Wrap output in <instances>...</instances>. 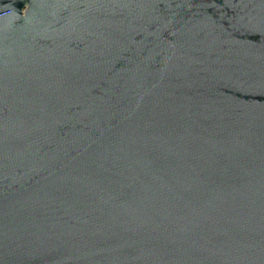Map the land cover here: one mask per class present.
<instances>
[{
	"label": "water",
	"instance_id": "1",
	"mask_svg": "<svg viewBox=\"0 0 264 264\" xmlns=\"http://www.w3.org/2000/svg\"><path fill=\"white\" fill-rule=\"evenodd\" d=\"M0 264H264V0H0Z\"/></svg>",
	"mask_w": 264,
	"mask_h": 264
}]
</instances>
